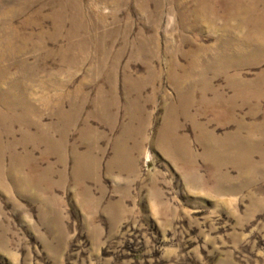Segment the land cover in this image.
<instances>
[{
  "label": "rangeland",
  "instance_id": "1",
  "mask_svg": "<svg viewBox=\"0 0 264 264\" xmlns=\"http://www.w3.org/2000/svg\"><path fill=\"white\" fill-rule=\"evenodd\" d=\"M78 1L0 0L45 31L0 60V264H264V44L227 0Z\"/></svg>",
  "mask_w": 264,
  "mask_h": 264
},
{
  "label": "bare ground",
  "instance_id": "2",
  "mask_svg": "<svg viewBox=\"0 0 264 264\" xmlns=\"http://www.w3.org/2000/svg\"><path fill=\"white\" fill-rule=\"evenodd\" d=\"M206 0H200V6L195 8L192 13L196 16L204 11ZM232 6L229 10L228 19H236L238 21L237 24H234L230 27L227 25L225 29L229 30H242L249 31L252 35L253 39L256 40V45L263 46L264 44V9H260L258 13H255V4H243L241 0H227ZM263 2L264 0H259ZM67 3H58L60 8L59 10H55L54 14H52L57 19L58 29L64 27L68 21L72 20L73 30L69 33L76 35V31L82 26L81 22V6L79 5V1L77 0H66ZM8 14V13H7ZM6 15V14H5ZM13 15V14H12ZM8 16V15H7ZM10 19V15L8 17ZM243 19L245 22H243ZM251 22V23H249ZM10 23V21H9ZM248 26V27H247ZM12 28L9 26L8 28H4L2 34H0V60L8 61L10 58L15 57L20 51L23 52L27 50L30 44L34 45L33 48L38 49L43 47L44 43L42 38L44 37L45 31L41 29L40 38L38 42H34L32 37H20L16 34L15 31L11 30ZM246 34V33H245ZM32 40V41H31ZM242 41L243 39H237V41ZM248 40V39H247ZM18 41V42H17ZM253 41H250V43ZM249 43V44H250ZM73 45V44H72ZM70 46V44H69ZM75 46V44H74ZM23 66L27 67V62L23 63ZM191 72H186L185 79L186 81L191 80Z\"/></svg>",
  "mask_w": 264,
  "mask_h": 264
}]
</instances>
